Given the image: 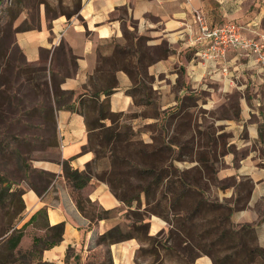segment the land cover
<instances>
[{
    "label": "crops",
    "instance_id": "crops-1",
    "mask_svg": "<svg viewBox=\"0 0 264 264\" xmlns=\"http://www.w3.org/2000/svg\"><path fill=\"white\" fill-rule=\"evenodd\" d=\"M37 1L35 25L16 36L25 60L45 64L49 86L69 92V101L77 105L96 90L113 87L111 111L124 114L148 150L167 151L181 172L202 173L191 185L230 207L236 227L254 228L264 249V66L237 49L204 57L209 45L200 40L195 20L199 12L210 28L235 25L245 38L259 40L264 37V0ZM74 1L79 11L61 12ZM55 5L58 12L53 13ZM25 19L20 17L18 25ZM55 129L58 159L37 162L22 187L25 207L17 227L25 226V235L19 250L32 249L34 239L63 225L62 241L44 250L43 261L87 264L90 254L105 248L96 245L101 236L130 223L128 207L97 177L102 172L97 166L102 163L107 170L110 161L97 162L96 153L86 149L92 139L86 118L56 107ZM65 162L81 172L95 165L84 189L73 188ZM209 169L215 170L214 180ZM42 174L51 180L43 181ZM80 194L110 214L89 216L78 206ZM166 225L152 216L150 235ZM139 247L132 239L106 248L113 264H135ZM195 264L213 262L202 256Z\"/></svg>",
    "mask_w": 264,
    "mask_h": 264
},
{
    "label": "trees",
    "instance_id": "trees-1",
    "mask_svg": "<svg viewBox=\"0 0 264 264\" xmlns=\"http://www.w3.org/2000/svg\"><path fill=\"white\" fill-rule=\"evenodd\" d=\"M77 10L79 11V7ZM29 29L30 27L24 28L19 32ZM52 83H56L53 76ZM45 86L49 88V98L58 109L76 111L86 118L88 130L92 132L90 145L86 149L96 153L97 162L103 159L110 161L109 169L103 170L97 174V177L108 183L115 197L128 207L126 218L130 222L129 225L112 228L99 238L100 243L111 246L132 239L145 243L146 240L163 239L168 233L167 239H163L165 244L160 245L156 241V247L150 253L158 259L162 252H173L175 247L170 243L174 242L175 246L178 245L181 251L188 255L189 262L186 264H192L191 258L194 259L195 264L202 256H208L213 264H230L234 257L241 255L246 261H240L238 264H261L264 260V249L257 244L254 228L247 225L236 227L231 221L233 210L230 207L211 201L205 190L191 185L199 175L202 176V173L181 172L174 167L172 156L165 154L167 151L158 154L156 149L148 150V146L136 139L138 134L129 125H120L119 122L124 114L112 112L109 103L113 87L96 90L90 98L81 99L77 105V101L73 103L69 101L72 98L69 92L62 91L60 87H52L50 90L48 82ZM101 94L106 96L104 101L100 100ZM51 113L53 115L56 113V108L53 106ZM104 121H110L111 125L107 127ZM120 129L125 131L121 132ZM121 147L122 151L129 149L125 157H122ZM169 160L171 162L167 164ZM94 166L89 165L86 171L81 172L72 169L69 163L65 162L64 173L74 189L82 190L88 185ZM29 172L30 175L24 182L30 179L34 172L33 167ZM207 174L211 180H214V169H209ZM40 177L46 182L51 180V176L46 174ZM11 187L7 178L1 175L0 207L6 206L4 203L6 197L19 196L22 209L16 219L18 222L25 207L24 190L9 193ZM78 206L84 211L83 202L79 201ZM109 214V211L101 209L96 217L103 218ZM152 216L165 220L169 228L151 236ZM126 228L128 230H125ZM24 230L25 226L18 228L17 223H13L4 234H0V238L8 235L6 239L0 240V264H11L9 259L14 257L16 251L21 255L18 248L25 235ZM63 231V225H58L50 228L46 237L34 239L32 249L22 256V260L29 261L26 264H49L43 261L42 254L44 250L62 241ZM140 251L146 250L141 246ZM226 251L234 254L219 259L218 254Z\"/></svg>",
    "mask_w": 264,
    "mask_h": 264
},
{
    "label": "rangeland",
    "instance_id": "rangeland-1",
    "mask_svg": "<svg viewBox=\"0 0 264 264\" xmlns=\"http://www.w3.org/2000/svg\"><path fill=\"white\" fill-rule=\"evenodd\" d=\"M39 5L40 1L37 0H0V176L7 178L12 185L9 193L23 190L24 181L30 175L29 170L37 162L58 159L55 113L54 115L51 113V108L55 107V104L49 98V88L45 86L48 77L46 66L45 64L30 65L16 43L19 30L35 25ZM78 7V1H74L71 6H62L61 12L69 10L75 12ZM56 12L58 11L55 5L53 13ZM23 15L26 19L22 25H18V18ZM201 112H204V108L198 109V117ZM120 121V125H128L125 119ZM138 137L136 139H139ZM122 150L121 147L120 151ZM125 150L122 151V157H125L129 151L127 148ZM97 167L103 171L102 163ZM122 170L125 169L122 168ZM79 197L89 216L100 213L101 210L97 205L91 204L82 194ZM4 201L6 206L0 207V234H4L13 223L18 224L16 219L22 209L19 196H8ZM165 228L168 229L169 225L167 224ZM7 236L1 237L0 240L6 239ZM167 237L168 233L163 239ZM163 239L156 241L160 245L165 244ZM156 241L146 240L145 243L138 241L140 247L143 246L146 251L139 252L140 247L137 249L134 255L135 264H186L189 262L188 255L182 252L178 245L175 246L174 242L170 243L175 247L172 253L162 252L159 254V259L150 254L156 247ZM96 245L105 248L90 254L87 264H113L111 253L106 248L108 245L100 243L99 239ZM18 251H21V255L16 251L14 257L9 259L10 263H29L25 259L22 260V256L29 249L21 248ZM233 254L226 251L218 254V258L224 259ZM158 260L160 261L157 262ZM193 260V258L190 259L192 264H194ZM240 261H246L243 260L242 255L234 257L229 263L238 264ZM263 261L261 264L264 263Z\"/></svg>",
    "mask_w": 264,
    "mask_h": 264
},
{
    "label": "built area",
    "instance_id": "built-area-1",
    "mask_svg": "<svg viewBox=\"0 0 264 264\" xmlns=\"http://www.w3.org/2000/svg\"><path fill=\"white\" fill-rule=\"evenodd\" d=\"M195 20L199 26L200 40L206 41L209 45L207 53L203 54L204 57L225 49H237L248 55H255L264 66V37L259 40L247 39L235 25L210 28L199 12L195 13Z\"/></svg>",
    "mask_w": 264,
    "mask_h": 264
}]
</instances>
